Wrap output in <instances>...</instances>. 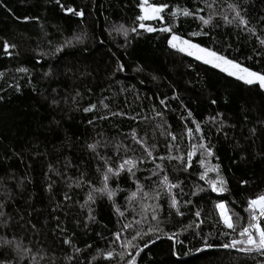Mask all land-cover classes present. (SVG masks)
Returning <instances> with one entry per match:
<instances>
[{
	"label": "trees",
	"instance_id": "1",
	"mask_svg": "<svg viewBox=\"0 0 264 264\" xmlns=\"http://www.w3.org/2000/svg\"><path fill=\"white\" fill-rule=\"evenodd\" d=\"M139 2L0 0V238L13 241L0 244V262L115 264L97 250L119 252L113 233L131 239L133 229L121 226L140 219L141 203H158L166 232L203 223L179 236L184 241L176 246L179 255L172 254L170 241L161 239L137 257V264H264L262 252L218 247L238 238V229H227L215 209L223 200L242 217L243 225L247 199L264 192V90L172 49L167 43L170 33L140 29ZM163 2L169 5L162 13L164 24H171L173 32L264 72V45L223 19L232 18L228 4H239L249 26L264 38V0ZM68 7L82 10L83 16L67 13ZM176 8H188L195 15H178L173 23L169 13ZM210 13L209 25L197 18ZM145 23L162 26L158 21ZM121 26L127 36L118 30ZM194 32L200 35H191ZM5 41L15 47L5 52ZM58 47L62 50L57 52ZM193 119L201 133L194 132L189 140L186 129H195ZM133 131L137 139L154 145L155 162L133 141ZM200 143L212 149L205 160L208 166L219 165L227 182L223 192H212L200 179L201 150L187 170L181 161L168 159L183 156L186 161L190 146ZM127 158L143 162H138L134 176L126 170L110 176L109 187L119 189L113 200L97 192L94 202L89 201V193L102 187L106 166L116 168ZM165 174L179 184L172 193L182 216L171 208L170 196L159 184ZM208 178L215 179L216 173L209 172ZM137 182L150 197L159 191V200L137 199L129 206L126 197ZM151 212L149 208L145 213L149 219ZM205 238L216 247L197 252Z\"/></svg>",
	"mask_w": 264,
	"mask_h": 264
},
{
	"label": "snow or ice",
	"instance_id": "2",
	"mask_svg": "<svg viewBox=\"0 0 264 264\" xmlns=\"http://www.w3.org/2000/svg\"><path fill=\"white\" fill-rule=\"evenodd\" d=\"M56 2L57 4H59L60 0H56ZM206 6L208 8L212 7L211 4H206ZM61 7L63 8V5H61ZM138 7L140 9V14L137 16V20L139 21L138 27L140 29H144L149 33L156 31L170 33V38L168 39L167 43L172 49H175L181 53H185L188 56L194 57L196 60L202 61L204 64L211 65L212 67L219 69L221 72L226 73L228 76L235 77L236 80L243 82V84L245 85H255L258 86L260 90H264V72L254 71L249 67L242 66L235 60L229 59L210 48L203 47L198 43H193L190 39H185L183 38V36L173 32L171 24L165 25L162 13H164L165 9H167L169 5L166 2H163V0H140ZM227 7L233 15L231 19H229L228 15H224V21L228 24L235 23L237 27L246 29L249 34L256 36V39L261 45H264V38H262L260 35H257V31L254 27L249 26V20L245 17V15L242 14L243 9L241 8V6L236 3H230ZM65 11L67 13H72L75 16H83L84 14L82 10L77 11L72 7L66 8ZM199 11H203V9H198L197 12ZM178 15L188 17L195 15V13L190 11L188 8H176L169 13V16L172 19L173 23H175ZM197 18L203 25H209L212 22L213 15L210 13L207 18H205L204 16H197ZM24 19L27 20L28 17H25ZM146 21H158L162 26H160L159 28L153 27L149 24H146ZM118 30L123 31L124 35L127 36V29H123V27L121 26V28ZM131 31L137 32V28L133 27ZM191 35H200V33L194 32ZM3 47L5 52H8V50L10 48H14L15 45H9L5 41ZM61 50L62 49L60 47L55 49V51L57 52ZM119 68L120 70H122L123 65H120ZM18 71H27V69H18ZM53 102L55 103V101ZM161 103L163 104L164 101L162 100ZM213 103H215V101H213ZM94 107L95 105L91 106V108H85L84 111L88 112ZM157 115H160V113H157ZM191 115V112H188V116L190 117ZM192 123L195 125V129H186V134L189 140L193 139L194 132L201 133L200 124L197 123L194 119L192 120ZM253 131L255 130L253 129ZM168 134L171 136L172 140H176L175 135H173L172 133ZM132 139L135 143L141 146L144 155L155 162L157 158L153 156L152 151L154 145L149 146L144 140L137 139L135 131H133L132 133ZM200 139H203L202 135ZM88 147L92 150H95L96 144H90L88 145ZM198 150H201L199 165L204 169V171L200 174V179L204 180L209 185L212 192L225 191L227 182L219 174V165L217 164L208 166L206 163L205 157H211L213 155L211 147L207 146L206 144H192L190 146V150L187 152L186 161L183 156H170L168 157V159H176L181 161L184 165V169L187 170L188 168L192 167L193 157L197 154ZM159 159L163 161L165 157H159ZM138 162L142 163L143 159L127 158L124 159L123 162L120 163L116 168L106 166L103 172L102 187L94 188L92 192L89 193L88 200L94 202L95 198L93 193L97 192L102 195H106L109 200H113V197L116 195V192L119 189H113L109 187L108 181L110 176L119 177L120 173L125 170L129 175L134 176V169L137 168ZM105 164L107 165V161H105ZM156 169L163 171L161 164H156ZM209 172H215L216 178H208ZM153 174L156 175L157 173L154 172ZM243 183L247 182L245 181ZM159 184L167 190V193L170 196L171 208L175 209L177 215L182 216L183 213L180 211V208L178 206L179 201L176 199L175 194L172 193V189L179 187V184L172 183L166 174L163 175V177L160 179ZM49 188H51V185H49ZM203 190V188L198 189V191ZM195 194L196 193L193 192V195ZM149 198L159 200V191H156L154 195L150 197L149 193L143 191V186L138 182L136 183V190L131 192L130 195L126 197L129 202V206H131L132 202L137 199L143 201ZM246 204L247 207L244 209V211L248 214V217L247 222L243 225L240 224L242 217H240L239 214L235 213L234 211L230 210L226 202L221 200L215 204V209L218 212L219 220L223 223V225L227 229L232 230L233 233H237L238 229V238L234 236L230 240V242L218 245V247L223 249H235L236 251L246 253H251L253 251L264 253V192H261L253 198H248ZM149 208L152 209L150 219L148 215L145 214L147 212V209ZM159 208L160 205L158 203L154 205L141 203L142 211L140 213V219L131 221L121 226L122 230L133 229L134 235L131 236V239L125 238L122 240L121 232L117 231L113 233L115 237L113 244L119 242L121 250L117 252L115 249L111 248L107 251L98 249V255L103 257V259L106 261H115V264H137V257H139L145 249L149 248L150 245L156 244V242L161 239H167L168 241H170L173 249L172 254L179 255L175 251L176 246L178 244H184V241L180 240L179 236L183 232L187 231L188 229H192L193 227L199 229L200 224L203 223V221L198 220V222L188 224L186 228H182L179 231L166 232L162 227L163 222L159 219ZM115 210L121 217L124 216V212L121 211L119 207H116ZM194 215L195 217L199 218L201 216V213L200 211H196ZM234 216L236 220L235 223L233 221ZM134 225L136 226L135 228ZM223 235H227V233H223ZM145 237H148V239L145 240ZM139 241H142L143 243H139ZM12 243L13 241L7 240L6 238H0V244L2 245H8ZM65 243H69V241L65 240ZM16 247L17 250H20L19 245H17ZM213 247L216 246L208 244L207 239L205 238L201 247L197 248L196 251L204 252L207 249ZM23 251L28 252L30 251V249H23ZM76 251H79V249H76ZM96 258L97 257L94 256L93 260H95ZM33 259L35 258L33 257ZM0 264H6V262H0Z\"/></svg>",
	"mask_w": 264,
	"mask_h": 264
},
{
	"label": "rangeland",
	"instance_id": "3",
	"mask_svg": "<svg viewBox=\"0 0 264 264\" xmlns=\"http://www.w3.org/2000/svg\"><path fill=\"white\" fill-rule=\"evenodd\" d=\"M191 57V56H190ZM191 58H194V57H191ZM195 59V58H194ZM196 60V59H195ZM197 61H199V60H197ZM202 62V61H201ZM203 63V62H202ZM209 66H211V65H209ZM217 69V68H216ZM224 73V72H223ZM235 78V77H234Z\"/></svg>",
	"mask_w": 264,
	"mask_h": 264
}]
</instances>
